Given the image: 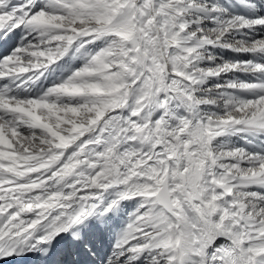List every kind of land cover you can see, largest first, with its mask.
Wrapping results in <instances>:
<instances>
[{
  "label": "snow or ice",
  "instance_id": "obj_1",
  "mask_svg": "<svg viewBox=\"0 0 264 264\" xmlns=\"http://www.w3.org/2000/svg\"><path fill=\"white\" fill-rule=\"evenodd\" d=\"M0 260L264 264V0H0Z\"/></svg>",
  "mask_w": 264,
  "mask_h": 264
}]
</instances>
